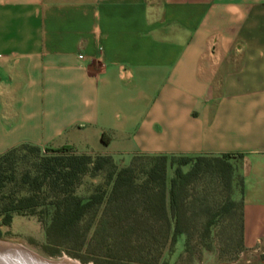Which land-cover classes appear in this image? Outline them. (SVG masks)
<instances>
[{
    "label": "crops",
    "instance_id": "1",
    "mask_svg": "<svg viewBox=\"0 0 264 264\" xmlns=\"http://www.w3.org/2000/svg\"><path fill=\"white\" fill-rule=\"evenodd\" d=\"M20 143L237 157L241 242L258 249L264 0H0V153Z\"/></svg>",
    "mask_w": 264,
    "mask_h": 264
},
{
    "label": "trees",
    "instance_id": "2",
    "mask_svg": "<svg viewBox=\"0 0 264 264\" xmlns=\"http://www.w3.org/2000/svg\"><path fill=\"white\" fill-rule=\"evenodd\" d=\"M100 140L107 143L109 137L101 133ZM25 149L35 153V159L29 164L17 154ZM40 149L20 143L0 153V225H8L13 215H34L38 220L48 216L46 235L68 237L84 217L96 215L102 204L95 220L97 227L117 220L130 223L140 219L148 221L153 230L160 225L157 232L161 231L164 239L169 238L171 247L179 236H184L186 249L198 220L202 219L199 235L206 237L226 212L231 218L234 213L230 212L234 210L238 247L246 250L241 242L240 202L231 197L235 166L228 161L234 157L230 154L208 156L215 161L213 172L226 191L222 204L211 210L205 206L204 198H190L194 183L211 169L207 156L134 154L130 163L117 168L110 155L68 154L66 151H73L70 146L45 147L51 154H39ZM136 156L146 159L140 172L134 168ZM167 168L172 170L168 180ZM98 171L104 172L108 191L97 186L87 196L76 194L75 188L82 176ZM201 205L202 208H194ZM137 208L141 213L135 214ZM138 260L136 263L141 264V259ZM157 262L156 258L154 263ZM158 264L167 262L160 260Z\"/></svg>",
    "mask_w": 264,
    "mask_h": 264
},
{
    "label": "rangeland",
    "instance_id": "3",
    "mask_svg": "<svg viewBox=\"0 0 264 264\" xmlns=\"http://www.w3.org/2000/svg\"><path fill=\"white\" fill-rule=\"evenodd\" d=\"M51 153V150L44 148L39 151V154ZM66 153L77 154L75 151H66ZM17 154L22 156L26 164L35 159V153L28 149L21 150ZM90 156L94 157V155ZM131 157L123 163L117 160L113 162L119 168L130 163ZM133 158L135 159L134 168L140 172L139 170L146 164V159L140 156ZM206 159L213 166L211 165L210 171L194 183L190 190V198H204L205 206L213 210L222 204L226 191L219 176L213 172L215 161L208 156ZM237 160V157L228 158L234 166L238 163ZM185 169L184 167L183 170ZM171 175L172 170L167 168L166 179L168 180ZM233 175L234 180L238 181V176ZM97 186L105 191L109 189V185L104 184L103 171H98L94 175H83L75 188V193L87 196ZM202 206L194 208L199 209ZM102 207L101 204L96 215L89 214L84 217L75 227V232L68 237L46 235L48 216L38 220L34 215H13L8 225H0V241L20 245L45 258L68 257L81 264H137L138 259H141V264H158L160 260H165L167 264H259V262L264 264V242L258 249L252 251L238 247L235 230L237 218L234 210L230 212L234 213L231 218L226 212L206 237L199 235L202 219L198 220L194 225V233L188 247L185 249L184 236H179L171 247L169 238L164 239L161 231L157 232L161 226L157 225L158 229L153 230L148 221L138 219L136 222L128 223L125 220H117L116 223L97 227L95 220ZM140 210L137 208L135 214H139ZM159 252H161L160 255ZM156 258L158 262L154 263Z\"/></svg>",
    "mask_w": 264,
    "mask_h": 264
},
{
    "label": "bare ground",
    "instance_id": "4",
    "mask_svg": "<svg viewBox=\"0 0 264 264\" xmlns=\"http://www.w3.org/2000/svg\"><path fill=\"white\" fill-rule=\"evenodd\" d=\"M4 260V261H3ZM0 264H81L68 257L50 259L42 257L25 247L0 241Z\"/></svg>",
    "mask_w": 264,
    "mask_h": 264
},
{
    "label": "built area",
    "instance_id": "5",
    "mask_svg": "<svg viewBox=\"0 0 264 264\" xmlns=\"http://www.w3.org/2000/svg\"><path fill=\"white\" fill-rule=\"evenodd\" d=\"M77 57L78 58H82V54H77Z\"/></svg>",
    "mask_w": 264,
    "mask_h": 264
},
{
    "label": "water",
    "instance_id": "6",
    "mask_svg": "<svg viewBox=\"0 0 264 264\" xmlns=\"http://www.w3.org/2000/svg\"><path fill=\"white\" fill-rule=\"evenodd\" d=\"M4 261V260H3Z\"/></svg>",
    "mask_w": 264,
    "mask_h": 264
}]
</instances>
